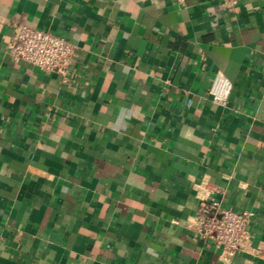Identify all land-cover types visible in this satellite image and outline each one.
<instances>
[{
    "label": "crops",
    "instance_id": "crops-1",
    "mask_svg": "<svg viewBox=\"0 0 264 264\" xmlns=\"http://www.w3.org/2000/svg\"><path fill=\"white\" fill-rule=\"evenodd\" d=\"M227 5L0 0V264H264L194 228L209 182L264 242V0ZM17 24L75 45L65 77L7 55Z\"/></svg>",
    "mask_w": 264,
    "mask_h": 264
},
{
    "label": "built area",
    "instance_id": "built-area-1",
    "mask_svg": "<svg viewBox=\"0 0 264 264\" xmlns=\"http://www.w3.org/2000/svg\"><path fill=\"white\" fill-rule=\"evenodd\" d=\"M227 8L234 10L240 0H225ZM76 51L75 45L51 32L13 25L7 46V55L15 63H27L45 73L65 77ZM232 91L231 83L222 75L213 81L210 94L214 103L225 106ZM198 210L195 232L203 240L212 242L224 255L248 254L264 260V242H255L248 229L252 213H236L223 207L213 197L209 182L197 185Z\"/></svg>",
    "mask_w": 264,
    "mask_h": 264
}]
</instances>
